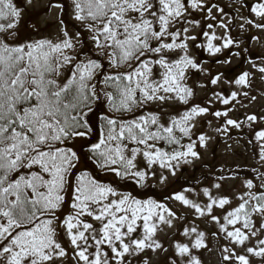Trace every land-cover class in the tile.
I'll return each instance as SVG.
<instances>
[{"label":"snow or ice","instance_id":"1","mask_svg":"<svg viewBox=\"0 0 264 264\" xmlns=\"http://www.w3.org/2000/svg\"><path fill=\"white\" fill-rule=\"evenodd\" d=\"M32 4L0 0V264H152L153 255L157 264H204L213 240L227 242L216 248L220 264H264V115L232 116L264 81V56L250 48H264L251 34L264 33V0H49L54 35L25 20ZM237 30L250 33L248 46ZM232 56L250 70L229 79L205 66ZM194 73L205 77L195 87ZM197 89L211 95L194 104ZM209 115L216 133H251L257 166L245 178L220 168L208 184L168 196L186 213L104 181L144 188L158 171L161 183L176 176L202 159L211 137L194 129ZM77 138L90 141L88 171ZM225 181L240 188L229 195ZM162 226L186 242L166 247Z\"/></svg>","mask_w":264,"mask_h":264},{"label":"rangeland","instance_id":"2","mask_svg":"<svg viewBox=\"0 0 264 264\" xmlns=\"http://www.w3.org/2000/svg\"><path fill=\"white\" fill-rule=\"evenodd\" d=\"M222 3H225L226 0H221ZM48 3V0H33V4L31 7H29L28 11L25 13V15L30 14L31 18H33L32 24H37L40 26V28H47L46 33L55 34L57 30L56 25V17H57V10L51 9L50 11H44L42 13L36 14L40 12ZM251 34H258L261 36V38H264V33H255V30H253V33ZM234 36H238L242 41H244V44L242 46H248L247 37L250 35V33H240L238 30L234 31L232 33ZM250 48L252 54L256 57V59L259 61V58L261 56H264V48H261L254 40L250 43ZM232 51H238L237 49H232ZM194 54L197 55L198 59H209L211 61L210 57H207L206 53L199 54V50H194ZM229 57V52L225 51L221 59ZM231 64L226 66H221L218 64H212L209 63L208 65H205L206 67H210L211 71L213 73H218L220 71H225L227 73H230L229 79L235 78L239 73L243 71H249V65L247 63H242L241 58H237L235 56L230 57ZM205 77L201 74L194 73L190 79V84L195 87L196 84H199L203 82ZM217 90H220L219 88ZM230 90H238L235 87H232ZM251 95L257 96V99L252 102L249 107L245 109H240L239 111H236L232 114L233 118L240 117L243 118V113L247 111L248 113H255L257 115H264V81H261L259 78L255 79L253 82V88L250 91ZM211 95V92H207L204 89H197L196 96L194 98V104L195 103H201L202 101H206L207 97ZM203 106H207L204 104ZM213 108L222 110L224 108L223 105L216 103L213 105ZM208 121H211V123H208ZM220 124V121H218L213 116H205L200 118L196 122V128L194 129V132L198 135L200 133H206L211 137L209 140L206 148L199 149V152L202 156V159L199 161H194L191 165H185L183 168L177 173L176 176H172L168 173H164V175L167 176V180L164 183L160 182V175L161 173L158 171L155 177H152L150 181L155 184V189L159 190L169 187L170 184H172L175 181L179 180H186L189 183V186H195L197 188L208 184L213 177V173L216 172L217 169L220 168H226V167H234L237 165H245V166H255L256 160L253 158L252 155V147L248 143V140L251 136V133L247 129L243 130H235L230 129V135L225 134L223 132L216 133L214 129L218 127ZM98 133H94L92 140L95 139L96 135ZM72 144L75 145V150L78 151V153L81 156V162H80V169L83 171H88L90 169L89 160L86 159L87 157V151L84 150V147H90V141L88 138H77L72 141ZM208 176V180L204 179V176ZM199 181V182H198ZM235 184L237 189L240 188L239 181H225L224 182V191L231 195L232 193L229 191L230 187ZM157 201L163 202L170 207L173 208V210L177 211L178 213L187 212V210L182 209V207L179 205L178 202H175L170 199H161L156 198ZM67 211L69 209L65 210V214H67ZM189 218H191V214H188ZM183 223V222H182ZM200 225L206 227L209 231H214L215 226L211 223L205 224L200 223ZM184 226H188L185 224ZM163 231L158 234V239L165 244L167 247L169 245V242L172 240L177 241H183L186 242L185 238L183 236L176 235V228H167L166 226H162ZM211 240L212 238L209 237ZM223 243H227L226 241H221ZM214 241L211 244L212 252L211 253H204V259L206 260L207 264H220V258L219 253L216 251L218 243ZM163 254H161L162 258ZM157 257L153 255V261L152 264H156ZM140 264V262H138Z\"/></svg>","mask_w":264,"mask_h":264},{"label":"trees","instance_id":"3","mask_svg":"<svg viewBox=\"0 0 264 264\" xmlns=\"http://www.w3.org/2000/svg\"><path fill=\"white\" fill-rule=\"evenodd\" d=\"M48 4H49V0L47 5L38 13H42L44 11H48ZM25 20L29 21V25L32 24L33 18H31V15H25ZM21 32L22 34H26L23 32V24L21 25ZM44 35H47L49 33H43ZM190 83V82H189ZM192 103H194V100L192 101ZM181 109H183V106H181ZM171 111V109H169ZM186 142V141H185ZM88 147H84V150L87 151V155H88ZM90 164V169H92V164L89 161ZM257 165L255 166H245V165H237L234 167H226L223 168L225 169L226 172L231 171L234 175L236 174L237 170L239 171V175L241 176V178H245V173L246 172H250L251 169L255 168ZM105 182H115L117 187L119 188V190L123 191V192H133L134 194H136L138 196V198H142V199H155L156 198H161V199H167L168 196H171L172 194L179 192L182 188L184 187H189V183L186 180H179V181H175L172 184L169 185V187L164 188V189H160L158 192L155 189V184L152 183L150 180L148 181V186L144 187V188H139V187H135L133 186V184L130 181H123V180H119V178H116L114 176H105L103 177ZM148 193L149 195L145 196L144 194ZM70 211V209H69ZM200 228L202 230H206L208 233H211L212 231H209L206 227L200 225ZM220 258V256H219ZM202 259L204 261V264H207L206 260L204 259V254L202 256ZM157 262V261H156ZM157 264V263H156Z\"/></svg>","mask_w":264,"mask_h":264}]
</instances>
